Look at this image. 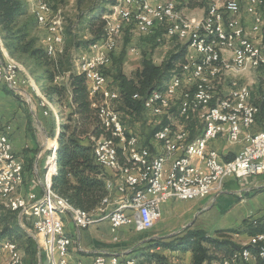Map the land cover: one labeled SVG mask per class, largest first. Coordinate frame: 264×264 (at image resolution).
I'll return each instance as SVG.
<instances>
[{
    "label": "bare ground",
    "instance_id": "6f19581e",
    "mask_svg": "<svg viewBox=\"0 0 264 264\" xmlns=\"http://www.w3.org/2000/svg\"><path fill=\"white\" fill-rule=\"evenodd\" d=\"M130 1L132 0H114V4L112 5L114 13L108 17V25H117V22L121 23L122 26H130L131 24H134L137 26V30L145 35L150 34L157 27H162L165 28L167 36L177 37L182 41H186L193 50L195 39L196 51L199 52V57H193V68H197L199 71L194 72V79L197 80V83H194L191 79H182L178 82V74H175L169 80L165 90L154 91L147 98H145L146 100L151 101L145 103V110L159 116V108L167 107V103H170V100L175 93L186 85L190 93L187 97L198 102H193V112L185 113L183 116L185 119H189L191 114L196 113L199 116H212V109L231 110L238 106H241V108L231 110V119L239 120L241 123H248L249 116H252V114L257 112L258 106L262 107V114H264V94L261 99H259L258 103H254L253 95L250 94L251 91L248 90L246 85L237 80L233 81V87H237V91L227 94L224 100H220L219 93H214L218 91L214 82L219 79L221 80L219 76H227V73L231 71L235 72V75H242L251 70L264 69V52L247 50V47H258V51H264V22L253 24V26H249V28H246L245 26L244 37L247 38V45L239 44L235 47V52H231V57L221 58V64L210 63V61H208L209 56L210 59H219V52H214V47L218 51L232 50L234 33H237V23H228V29H226L224 34L221 35V29H212L211 22L207 21V13L203 19L194 23L178 14L175 2L167 0H138L142 2V4H138L139 18H133L127 13H118V10H115L116 4L118 5V8H129ZM238 2V0H228L221 5L216 4V12H221V15H228V9L236 8V6H238ZM257 6L258 11H264V0H257ZM253 7H255V0H248V4L244 10L246 13H252ZM46 8H48L47 12ZM30 11L36 18L38 27L46 31L44 35L45 37L43 38L46 52L48 50L47 36L60 37V49L62 51L64 43V26L61 17L53 11L52 6L46 1L37 2ZM242 20V13H232V21ZM213 22H220V15H213ZM172 24L178 25L172 26ZM169 31H172L173 35H170ZM105 35H113V28L106 27ZM117 42V40L104 42L102 45V52H115ZM94 46L95 44L91 47V54L82 58L79 62V70L85 73L86 76L87 70L95 71V69H103L106 71L108 66L111 64L112 57L100 58V55H96V48H94ZM0 53L6 58L4 61L6 66H11L15 72L23 73V76H25L27 80L33 84V89L41 100V107L48 112L47 116L53 115L55 120L60 123V118L54 105H52L44 97L45 95L43 96L41 94L39 88L36 86L34 80L26 69L8 55L1 37V32ZM47 54L48 56H51L50 52H47ZM186 59L188 61V65L182 73L187 72L189 67V60L187 56ZM238 59L239 61L235 62V60ZM225 65L233 66L227 67ZM0 73H3V66H0ZM202 74H207V78H202ZM103 81H107L105 73H103ZM89 83H96V76H89ZM88 87L90 94V86L88 85ZM211 90H213V92ZM210 93H212V96H210ZM214 94H217L218 96L217 102L211 108H207L205 105L211 100H214ZM116 98L119 99V94L117 92ZM135 98L139 99L137 96H135ZM181 103H185V99H183ZM113 113H119L114 106ZM257 117L258 116H252L251 126L255 125ZM101 122L103 123V120H101ZM168 127L169 126L165 125L161 126L160 129H168ZM211 130L212 123H205L203 132L194 141L190 142L188 140L190 138H184V145H189V150L186 151L187 162L175 165V171L173 172V190L199 191L200 197H211L212 194H215V192L224 185L225 174H216L215 184L205 185L203 180L187 181V183H185V173H187L188 169H193L195 158L199 157L200 145L203 141L208 139L209 135H211ZM225 136L226 138H232V131H225ZM124 138L126 140H124ZM124 138H117V146L126 147V141H130V159L135 162V167L134 163L128 162L127 158H123L126 165H121L119 161V153H113L114 163H112L111 155L105 153L107 147L106 138H100L96 141L95 156H98L96 163L105 171L106 169H109V171L113 174L123 176L136 175L138 180H145L149 175V179L146 182V191H154L155 181L162 180V172L165 169V162H157L151 165L149 173V157H145L144 154L137 152L139 144L138 138L135 136L127 137L125 129ZM7 142H10L7 134L0 133V155L5 154ZM230 143H238V140H230ZM7 166H9V158L0 159V198L11 197L8 208H10V211L19 215L21 218L20 223L22 224V218L24 217L19 214V212H22V205L20 204L28 197V195L20 197L15 196L16 188L21 182L22 163L20 162L17 171H12V169ZM47 171L48 172L45 174V185H43L45 187L44 192L46 193V199L35 200V214H38V217H40L41 226H50V218H48L45 213L54 216L53 224L56 225L57 230H59V237L62 242V247L59 249L58 253V263H63L65 260V264H68L69 240L64 231L61 215L69 214L76 226H83L85 224V219H94V224H99L101 223V217L104 213V206L110 203L112 197L109 192V195L102 201V204L92 212H84L82 210L75 209L65 199H62L52 193L50 190L52 165H49ZM165 177H172V169H165ZM105 179L106 187L109 191L113 188V183L109 181L108 177ZM128 191H140V184H128ZM137 199H142V192H134V196H130L128 199L120 202L117 205L116 210H110L104 213L103 222H111L125 216L127 210L136 205ZM38 239H42L45 245H52L51 230H43L40 232ZM115 240H117V238H115ZM10 243H12V245H10ZM257 243L258 235L251 237L248 245ZM255 247L257 248L256 253H252L248 249L243 248L239 254H243L244 251H246V257L256 259L257 264L258 260L264 262L263 248L260 246ZM0 250L7 255L5 264H21V257L12 240H5L1 242ZM228 259L230 264H239L237 256L232 255V257ZM240 259L242 260L241 257ZM114 260H118V258L109 256L107 264H114ZM79 264L85 263L80 262ZM127 264L137 263L134 259L127 258Z\"/></svg>",
    "mask_w": 264,
    "mask_h": 264
},
{
    "label": "trees",
    "instance_id": "16d2710c",
    "mask_svg": "<svg viewBox=\"0 0 264 264\" xmlns=\"http://www.w3.org/2000/svg\"><path fill=\"white\" fill-rule=\"evenodd\" d=\"M51 6L53 11L60 9L55 1ZM98 20L96 23L93 18L90 23L89 32L94 35V39L89 46L97 43L105 34L104 18L99 17ZM65 23L62 52L57 57L48 56L41 45L42 38L37 35L36 18L27 10L24 1L0 0V32L8 55L26 69L41 94L45 95L44 97L56 109H67L65 117L57 111L60 123L53 115L49 116L52 120L49 136L53 138L57 131L58 137V146L52 158L51 151L46 153V159L51 160L48 164L52 165L50 190L56 196L65 199L73 208L92 212L109 195L105 179L107 173L95 160L96 141L106 138L107 132L98 117L97 108L93 107V100L90 99L86 74L74 67V53L81 46L80 38L74 31V26L67 27ZM186 50L187 45L171 54L159 66L153 65L149 60L144 61L143 71H138L134 78H128L121 68H118L115 80L116 88L120 91L117 92L118 100L123 106L120 110L131 118L140 116L144 109L142 98H147L154 91L165 90L172 76L182 73L187 67ZM175 71L177 72L174 73ZM61 78H67L66 83H61L59 81ZM39 101L41 103L40 98ZM167 124L165 119L163 126H170ZM126 136L130 137L127 133ZM54 145L56 146V142ZM230 160L232 159L227 161ZM119 161L121 165H126L121 156ZM45 173L43 171L41 174L43 178ZM9 215L4 216L1 221L0 243L14 235L23 237L25 234L16 221L17 213L12 212ZM245 228V232L251 237L264 232V224H249ZM216 236L219 238L211 237L203 231L188 229L170 239H151L142 245H135L130 255H136L141 261L140 264H171L166 252L191 253V264H212L214 261L222 262L232 257L243 248L256 253L255 246L237 245L222 232H217ZM218 252L222 254L221 257L218 256ZM258 264L264 262L258 260Z\"/></svg>",
    "mask_w": 264,
    "mask_h": 264
},
{
    "label": "built area",
    "instance_id": "2783aa9c",
    "mask_svg": "<svg viewBox=\"0 0 264 264\" xmlns=\"http://www.w3.org/2000/svg\"><path fill=\"white\" fill-rule=\"evenodd\" d=\"M138 4L142 2L138 0L130 1L129 8H118L116 4L115 10L118 13H127L133 18H139ZM148 8V7H147ZM46 8V12H47ZM232 13H242V8L238 2L236 8L228 9V15H221V12H216V4L211 5L207 9V21L212 24V29H221V35L224 31L228 29V23H237V33H234V40L232 44L231 51H218L214 47V52H219V59H210V63L221 64L222 57H231V52H235V47L239 44L247 45V38L244 37L245 24L242 21H232ZM252 17V24H259L264 22V11H258L257 0H255V7H253L252 13H247ZM213 15H220V22H213ZM105 27L113 28V35H103L102 39L95 43L94 48H96V55H100V58L112 57L114 52H102V45L106 41L118 40L126 26H122L121 23L117 22V25H107V17L104 18ZM158 24V23H157ZM178 24H172V26ZM159 28V27H158ZM170 35L172 31H169ZM48 50L51 53V57H57L62 51L60 49V37L47 36ZM247 50H254V52H264L258 51V47H247ZM193 57H199V52L196 51L195 39H194V50L193 53L188 56L189 67L186 73L178 74V82L182 79H191L194 83L197 80L194 79V72H199L197 68H193ZM240 59V57H239ZM235 60V62H238ZM3 73H0V77H3L5 82L14 88H19L18 75L19 72L13 71L11 66H6L3 62ZM227 67L233 65H225ZM103 73H106L103 69H95V71L87 70L86 84L90 86V99L93 100V107L97 108V114L99 119L103 120V127H106V154H110L113 162V153H120L121 158H127L128 162L134 163L130 159L129 144L130 141H126V147L117 146V138H124V129H126L121 114L113 113V104L117 102L116 91L117 89L109 86L108 81H103ZM89 76H96V83H89ZM202 78H207V74H202ZM237 91V87H233V80L230 83L229 90L225 93L218 87V92L220 93V100H224L227 93H232ZM176 92V91H175ZM185 103H179L178 107V119L173 123V126H169L168 129H157L153 133V139L157 142L161 148V154H153L148 148L140 146V141L138 144V153L144 154L145 157H149V173L151 165L157 162H165V169H172V177H165V169L162 172V180L155 181L154 191H146V182L149 179V175L145 180H138L136 175L133 176H123L119 174L108 173L109 169H106V176L109 181L113 183V194H117V198L112 199L110 203L104 206V213L110 210H116L117 205L123 200L128 199L130 196H134V192H142V199H137L136 205L128 209L125 216L114 221L109 222L110 232L115 238H118L119 230L124 227H129L132 225L136 226L138 231H150L157 223L160 222L162 213L161 205L169 201L170 199H175L179 201H192V200H203L209 197H200L199 191H175L173 190V172L175 171L176 164H182L186 161V151L189 150V145H184V138H190L189 128H182V118L185 113L193 112V102L192 98L187 97L184 92ZM212 96V93H210ZM161 97V96H159ZM143 107L145 109V103L151 102L142 98ZM173 103H167V107L159 108V116H163L171 111ZM238 106L234 109H240ZM231 110H213L212 116H199L196 113V119L200 125L205 123H212L211 135L208 139L203 141L200 145L199 157L195 158V164L193 169H188L185 173V183L187 181L203 180L205 185L215 184L216 174H225V182L230 177H236L239 179H244L248 177H258L264 175V130L251 134L245 131L250 130L251 118L252 116H259L262 114V107H257V112L249 116L248 123H241L239 120L231 119ZM43 114L48 115V112L43 109ZM225 131H232V138H226L227 142L230 144V140H238V144L244 143V148L239 152V154L231 161H221L220 155L217 151L210 148L211 142L217 140L219 137H225ZM124 140H126L124 138ZM192 141V139H191ZM9 158V166L12 171H17L19 168L20 160L14 155L11 142H7V149L4 155H0V159ZM95 160H98V156H95ZM168 165V166H167ZM128 184H140V191H128ZM46 199V193H43L40 197L35 193H30L28 197L21 202L22 212H19L25 219L29 218L31 220V230H33V237L38 240L39 233L43 230H51V241L54 245L55 255L59 253V249L62 247V242L59 237V230H57L56 225L53 224L52 215H47L50 218V226H41L40 217L35 214V200ZM101 217V222H103V215ZM76 225V224H75ZM94 219H85V224L83 226H76L79 230L88 229L94 226ZM12 245V243H10ZM250 246H260L264 250V232L258 234V243L252 244ZM9 252V246H8ZM242 258V264H257L256 259L246 257V251L243 254H239ZM107 259L109 256L98 255L90 262H85V264H107ZM56 264H65L63 263ZM114 264H127V258H121L118 256V260H114ZM189 264V263H186ZM220 264H230L229 259H224Z\"/></svg>",
    "mask_w": 264,
    "mask_h": 264
},
{
    "label": "crops",
    "instance_id": "0c3cea01",
    "mask_svg": "<svg viewBox=\"0 0 264 264\" xmlns=\"http://www.w3.org/2000/svg\"><path fill=\"white\" fill-rule=\"evenodd\" d=\"M167 1L175 2L178 10V14L181 15L182 17H184L183 15L187 16L188 18L186 17L184 18L194 23L203 19L207 13V9L211 5H213V3L210 4L208 7L205 5V3H202L201 6L195 5V3H192L191 0H167ZM241 2L243 3L242 6L245 9V7L248 4V0H243ZM179 10L182 12L183 15L179 12ZM242 18L246 28H249V26H251L252 24V17L245 12L242 14ZM161 30L164 29L162 27L159 28L157 27L150 34H154L156 32L158 34V32ZM137 31L131 29L129 30L125 29L120 38L122 40V38L125 37L127 40H129L128 42L129 44L127 46L129 48V51L126 56L122 70L123 74L128 78H134L135 74L138 71H143L144 63H145L144 61H147L146 59H151L153 65L159 66L165 60H167L171 54L176 53L179 49H181L185 45H187V50H186L187 58L193 53V49L186 41L184 45H180L178 47L177 45H175V43H173V41H171L173 39L180 40L177 37H169L166 35V37L170 40H167L166 43L158 45L155 40V37L141 36L139 34L140 32L138 31L139 33H137ZM169 49L171 50L170 55L167 58H164L166 56L161 58V54H164ZM147 56H151V57H147ZM5 60L6 58L0 53V66H3L2 63ZM176 72L177 71H175L174 73ZM228 73H230L233 76H236L235 72L233 71ZM236 80L237 79H234L233 81ZM15 89H19V88L11 87L7 82H5L3 77H0V133L7 134L12 144L14 155L21 161L22 167H24V182L23 185L21 183V185L19 186L18 194L26 196L29 195L30 193H35L36 195H38V197H40L44 190L43 182L45 177L43 178L41 176L39 179L37 176L36 173L37 157L38 155H40L37 167L38 168L40 167L41 174L43 171L46 172L47 169L46 165L48 161L42 164L41 161L44 160L46 157L44 150L42 149L43 146H41L39 150L37 149V145L39 141L37 137L38 135L36 133L35 122L38 121L35 119V117L32 114V108L28 105L30 109L29 107L27 109L22 99H19L18 94H21L22 92L17 91ZM116 92L119 93L120 91H116ZM178 92H184L185 95L187 96L190 94L187 89V86L184 85L180 90H178L175 93V95L170 100V103H173V105H176L177 107L173 106L171 111L163 116H156L150 113L149 111L143 109L141 115L145 116L146 119L143 121L138 120V122L135 123V126L132 125L128 126L127 124H125L126 122H124V117H126L127 115H125V113L122 110H120L117 106L118 104L122 106V102L121 101L116 102V107L118 108L121 117L123 118V123L127 129L126 130L127 135L137 137L138 140L140 141V146L148 148L153 154H161L163 152L161 146L154 141L153 133L157 129L161 128V126H163V122L165 119L167 120V123L171 126H173V123H175V121L178 119L179 103H181V101L185 99V96H183L182 93H178ZM26 93L29 95L28 92ZM263 94H264V89L262 91V95ZM252 95H253L254 103H258L260 97L262 96V95L255 96L253 93ZM26 97L29 102L27 95ZM174 111L177 112V115L175 117L173 113ZM134 118H136V116H134ZM182 128H189V130L191 131L190 138L192 139V141H194L196 139L195 137L203 132L204 125L201 127L199 131H194V128L191 127V121H190L188 126L185 125V123H182ZM262 130H264V114H260L256 119L255 125H253V127L250 130L245 132L255 134ZM191 139L188 140L191 142ZM234 144L232 143L229 144L227 142L226 136L225 137L221 136L217 140L211 142L210 148L219 153L221 161L227 162V160L229 159H234L239 154V152L244 148L243 142L240 144L238 143H234ZM108 173L110 174L112 172L109 171ZM262 177L263 176L248 177L244 179L230 177L229 179L226 180L225 184L223 185L224 188L221 192L212 195L206 200L179 201L175 199H170L169 201H166L161 205L162 217L160 222H162V220L163 221L170 220L172 218L173 220L172 224L174 223V225H178L182 223V221L188 220L190 218L193 219L197 215L201 217L202 215L207 214V215H211L213 218H216L217 225L214 227L215 232H222L226 235H232L234 233L230 234L229 232L239 231L243 233L241 234L242 237H246L245 240H249L251 239V236H249L245 232L246 230L245 226L249 224H255V225L264 224V179H262ZM109 192L111 197L113 196L114 199L117 198V194L115 193L113 194V188L110 189ZM216 195L218 196L215 199L214 197ZM62 220H63L66 237L69 240L68 264H79L80 262L83 263L90 262L98 255H105L110 257L119 256L121 258H129L134 255H130L126 253L131 251V249L135 248L134 247L135 245L136 246L140 245L139 242L126 251H122V252L116 251V248L119 247L120 244L114 243L118 240V238L117 240H114V236L110 232V224L108 221L101 222L85 230H79L76 227L71 216L70 218H65L64 216ZM19 224H20V220H19ZM27 224L31 226V220L29 218L27 219ZM129 229L134 230L138 233L148 232V231H138L136 229V226L132 225L120 229L118 236H120L121 231L129 230ZM76 233H78L77 237H76ZM27 234L37 244L36 246L38 251L39 264H56L59 262V254L57 253L55 255L54 245H45L42 239H38V240L35 239L33 237V231L32 233L30 234L27 233ZM158 238H164V235L162 236L151 235L150 237L143 239L141 243L150 241L151 239H158ZM247 243L249 242L247 241ZM168 253L173 255L180 252H168ZM239 253L240 252H237L233 254V256H237L238 263L242 264V260L239 257ZM180 254L182 255V253ZM186 258L189 259L186 262L191 263V253H186Z\"/></svg>",
    "mask_w": 264,
    "mask_h": 264
},
{
    "label": "rangeland",
    "instance_id": "374dc122",
    "mask_svg": "<svg viewBox=\"0 0 264 264\" xmlns=\"http://www.w3.org/2000/svg\"><path fill=\"white\" fill-rule=\"evenodd\" d=\"M23 1L25 3L27 10H30L39 1H46L51 5H53V2L55 1L59 5L58 8H60V9L57 11L54 10V12L61 17V19L63 21V25H64V22H66L65 24L67 25V27H69V25H71L70 27L74 26L73 29L76 33H78V37L80 38V41H81V46L78 49H76V52L74 53L75 54L74 67L76 66L78 70H79L80 60L91 54V52H92L91 47H92V45L95 44L94 43L91 46H89V44L94 39V35L90 34V32H89L90 31L89 27H90V23H91L92 19L94 18L95 21H97L96 23H98L99 17L101 19H102V17L103 18L107 17V21H108V17L113 13L112 5L114 3V0H105L104 2L99 1V0H83V2H81V3L79 0H65V1H60V2H59V0H23ZM226 1H228V0H191V2L195 3V5L201 6L202 3H205V5L207 7L212 3L221 5ZM238 1L240 3L241 8H242V14H243V13H245L244 8L242 6L243 3L241 2L243 0H238ZM179 12L182 14V12L180 10H179ZM183 16L188 18L185 15H183ZM135 26H134V24H131L130 26H126L125 29L126 30L131 29V30L137 31V29H136L137 26L136 27ZM163 29L164 30L159 31L158 34L156 32V33L150 34V35H142L138 31H137V33H139L141 36L155 37L157 44L161 45L163 43H166L167 40H170L166 37L165 28H163ZM45 33H46V31H44V29L38 27L37 35L42 38L41 45H43V46H44L43 38L45 37L44 36ZM120 38L117 40L118 41L117 42V48L112 55L111 64L108 66V68L106 70V78H107V81L109 83V86H111L114 89L117 87V83L115 80L117 69L121 68V70H123L125 59H126V56L128 54V51H129V48L127 47L129 44L128 43L129 40H127L125 37L122 38V40ZM171 41H173V43H175V45H177V47L185 44V41H180L178 39H173ZM116 53H118V54H116ZM170 53H171V50L169 49L164 54H161V58L164 56H166L164 58H167L170 55ZM147 57H151V56H147ZM146 60L147 61L149 60L152 63L151 59H146ZM127 73H128V71H127ZM23 75H24L23 73H20L18 75L19 89L25 90L26 92H28L31 100L29 103L27 98H25L26 95L24 93L18 94L19 99H22V101H23V103L27 109L31 105L30 107L32 108V111L36 114V117L38 118V122H35L36 133L38 135L37 137H38V141H39V143L37 145V149L39 150L41 146H44L43 150H44L45 155L47 152L51 151L52 155L50 158H52V156L54 155V151L57 149V146H58L57 131L55 133V136L53 138H50L49 131L51 130V121L52 120L50 119L49 116H45L42 113L43 108L41 107V103L39 101L38 95L36 94V92L33 89V84H31L27 80V78ZM219 77L221 78V80L219 79V80H216L214 82L215 86L217 87V90H218V87H220V89H222V91L226 93L230 88L231 81L234 79H237L240 83L246 85L248 90L251 91L250 94L253 93L255 96L262 95V91L264 89V69L251 70V71H248L242 75H236V76H233L230 73H227V76L222 75ZM223 79H224V81H223ZM59 81L61 83H66L67 78H61ZM220 82H221V84H220ZM211 91L213 92V90H211ZM217 97H218L217 94H214V100H211L205 106L207 108H211L212 106H214L217 102ZM261 97H260V99H261ZM118 101L119 100L117 99V102ZM113 106L116 110H118V108L119 109L122 108V106L119 104L117 105L118 106V108H117L116 102H114ZM30 107H29V109H30ZM174 107H177V106L174 105ZM56 110L59 113L61 112L62 117L66 116L67 109H62V110L56 109ZM173 113H174V117H175L177 115V112L174 111ZM138 118H140V119H138ZM145 119H146V117L143 115H140L136 118H131V117L126 116V117H124V122H126L125 124H127L128 126H131V125L135 126V123L138 122V120L143 121ZM190 121H191V126L194 128V131H199L201 129V127L203 126V125L201 126L199 124L198 120L196 119V114H191L189 119L182 118V123H185V125H187V126H188ZM126 130L127 129H125V133H126ZM190 134H191V131H190ZM197 136L195 138H197ZM55 142H56V146L54 145ZM234 145H236V144H234ZM46 161H48L50 163L51 160L50 159L47 160L45 157V159L42 160L41 162L43 164ZM48 162L46 165L47 169H48V165H49ZM47 169H46V172H48ZM38 170H39V174L41 177L40 167L38 168ZM262 176H263L262 179H264V175H262ZM259 177H261V176H259ZM44 181H45V178H44ZM50 181H51V179H50ZM23 182H24V167H22V177H21V182H20L19 186L21 185V183L23 185ZM224 184H225V182H224ZM43 185H45L44 182H43ZM19 186L16 188V193H15L16 194L15 196H18V197L23 196V195L18 194ZM44 188L45 187L43 186V189ZM223 188H224V186H222L220 189H218L215 192V194L221 192L223 190ZM215 194H212V195H215ZM10 200H11V197L0 198V231L2 228V222L1 221H2L3 217L4 216L8 217V216H10L9 214L12 213V211H10V208H8V204H9ZM203 200H206V199H203ZM64 216H65V218H70L69 214L61 215V218L63 219ZM20 219L21 218L17 214L16 221L18 222V224H19ZM172 222H173L172 218L170 220H164V221L162 220V222H159L160 224L157 223L156 224L157 226H155L152 230L145 232V233H138V232H136L134 230H130V229L121 231L120 236H118V240L116 242H114L115 244H120V246L116 248V251H121V252L126 251L139 242H140V245H142L141 241L147 237H150L151 235H158V236L164 235L165 239H170V238H173L175 236H178L179 234H182L183 232H185L188 229L196 230V231H203V232L207 233L208 235H210L211 237L219 238V236H216L217 232L214 231V227L217 225L216 224V218H213L211 215L205 214V215H202L201 217L197 215L193 219L190 218L188 220L182 221V223H180L178 225H174V223L172 224ZM192 222H193V224H191ZM22 224H23V226H22ZM22 224L20 223L19 225L22 228V230H24V233H25L24 236L20 237L19 235H14L12 237H9L7 240H12L14 242V244L16 245L18 253L21 257V260H20L21 264H39L38 251H37V246H36L37 244L27 234V233L30 234L33 231V230H31V227L27 224V218L26 219L22 218ZM241 234H243V233L236 231L235 234L228 235L227 237L229 239H231V241H233V243L240 245V246H245L248 244L247 241L249 242L250 239L245 240L246 237H242ZM77 236H78V233H76V237ZM166 253H168V252H166ZM212 254L214 255V252H212ZM217 254L219 257L222 256V254L220 252H218ZM167 255L170 257L171 264H186L187 263L186 261L189 260L188 258H186V254L181 255L180 253H177V254H173L174 255L173 256V255L168 253ZM113 258H118V257H113ZM129 258H131V259L135 258L134 260L136 261L137 264L141 263V261L139 260V258L136 255L129 257ZM6 259H7L6 254L0 250V264H5ZM7 262H8V260H7ZM220 262H221V260L220 261H214L212 264H220Z\"/></svg>",
    "mask_w": 264,
    "mask_h": 264
},
{
    "label": "water",
    "instance_id": "95a60500",
    "mask_svg": "<svg viewBox=\"0 0 264 264\" xmlns=\"http://www.w3.org/2000/svg\"><path fill=\"white\" fill-rule=\"evenodd\" d=\"M17 91H20V92H22V93H24V94H26L27 96H28V99H29V102H30V98H29V95L26 93V91H23V90H20V89H16ZM32 114H33V116L35 117V119L38 121V118L36 117V114L32 111ZM44 147V146H43ZM43 147H42V149H43ZM39 157H40V155H38V157H37V163H36V173H37V176H38V178L40 179V175H39V173H38V167H37V165H38V160H39ZM217 196L218 195H216L214 198L216 199L217 198ZM191 224H193V222L191 223ZM134 250V248L133 249H131V251H129L128 253H126V254H130L132 251Z\"/></svg>",
    "mask_w": 264,
    "mask_h": 264
}]
</instances>
